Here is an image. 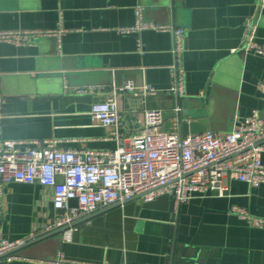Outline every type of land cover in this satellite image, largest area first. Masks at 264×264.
Returning <instances> with one entry per match:
<instances>
[{
    "label": "crops",
    "instance_id": "0c3cea01",
    "mask_svg": "<svg viewBox=\"0 0 264 264\" xmlns=\"http://www.w3.org/2000/svg\"><path fill=\"white\" fill-rule=\"evenodd\" d=\"M138 6L147 21L186 31L182 99L169 92L172 33L119 32L135 24ZM248 20L258 24L257 41L264 43V8L256 0H0V29L63 25L67 30L61 51L55 37L41 38L37 45L0 44V88L7 98L2 137L58 138L62 148L116 149L113 128L95 125L90 112L95 102L130 81L148 83L156 92L125 93L122 131L128 136L139 131L147 109L163 110L161 128L179 133L177 106L193 115L183 123L199 124L206 129L201 132L229 133L254 110L264 120V93L258 85L264 81V57L240 50ZM90 86L101 91L74 92ZM200 110L203 120L195 115ZM229 189L227 196H199L179 206L171 195L151 202L135 197L78 222L69 237L61 234L22 247L0 264H57L60 255L110 264H264V228L230 212L236 205L264 217V184L230 180ZM2 207L5 238L39 237L53 218L52 189L8 183Z\"/></svg>",
    "mask_w": 264,
    "mask_h": 264
},
{
    "label": "built area",
    "instance_id": "2783aa9c",
    "mask_svg": "<svg viewBox=\"0 0 264 264\" xmlns=\"http://www.w3.org/2000/svg\"><path fill=\"white\" fill-rule=\"evenodd\" d=\"M256 1L259 9H263L264 0ZM135 13V24L121 27L119 32L137 36L148 29L172 33L174 60L169 67L172 77L169 92L179 99L184 98L185 29L147 21L142 6L136 7ZM66 31L63 25L57 29H0V44L37 45L41 38L55 37L61 51V37ZM257 31L258 24L248 20L240 50L264 57V43L257 41ZM138 45L143 52L142 43ZM258 85L264 93V81ZM100 91L101 88L94 86L74 90L80 94ZM126 92L147 96L156 90L148 83L138 86L130 81L124 87L114 89L105 100L95 102L90 112L93 123L112 127L118 147L81 149L62 148L58 138H3L7 98L0 88V259H13L17 250L37 237L33 234L29 238L10 240L3 236L2 201L8 183H39L51 188L53 218L45 225L44 233L70 226L63 237L71 235L72 224L77 220L116 204L123 205L138 196L151 202L160 196L171 195L175 205L179 206L199 196H227L230 180H240L251 187L264 184V120L260 111L254 110L229 133L208 130L182 135L161 128L165 121L163 110L147 109L139 131L128 136L122 131L124 117L121 112V101ZM174 110L180 113L182 109L177 106ZM230 212L253 227L264 228V217L254 216L244 207L235 205ZM56 263L110 264L68 260L61 255Z\"/></svg>",
    "mask_w": 264,
    "mask_h": 264
},
{
    "label": "water",
    "instance_id": "95a60500",
    "mask_svg": "<svg viewBox=\"0 0 264 264\" xmlns=\"http://www.w3.org/2000/svg\"><path fill=\"white\" fill-rule=\"evenodd\" d=\"M203 114H204V113H203V110H200V111H199L197 114H195V115L198 116V118H200V120H203V119H202ZM195 115H194V116H195ZM185 117H193V115H191L190 113H186V112H180V113H178V121H179V125H180V127H181V131H180L181 134H183V131H184L185 134H188V133H190V132H192V133H196V132H201V131L206 130L204 127H200L199 124H195V123H192V122H191V123H187V122L183 123V119H184ZM201 122H204V121H201ZM138 197H141V196H138ZM133 199H134V198H133ZM131 200H132V199H131ZM129 201H130V200H129ZM127 202H128V201H126L125 203H127ZM117 205H121V204H116V205H113L112 207H115V206H117ZM112 207L106 208V210H107V209H110V208H112ZM96 214H98V213L88 215V216H86L85 218L80 219V220L74 222V223L72 224V226L76 225V224H77L78 222H80V221L88 220V219L92 218L93 216H95ZM68 228H70V226H65V227H62V228L56 229V230H54V231L48 232V233H46V234H44V235H41V236H39V237H36L35 239L30 240V241H29L26 245H24L23 247L28 246V245H32V244H36V243H39V242H43V241H45V240H47V239H49V238H51V237H54V236H59V235L63 234L64 231H66ZM20 249H22V247H21Z\"/></svg>",
    "mask_w": 264,
    "mask_h": 264
}]
</instances>
